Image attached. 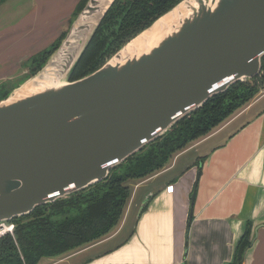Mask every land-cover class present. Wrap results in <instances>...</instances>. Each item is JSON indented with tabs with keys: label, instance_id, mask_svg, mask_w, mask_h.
<instances>
[{
	"label": "water",
	"instance_id": "1",
	"mask_svg": "<svg viewBox=\"0 0 264 264\" xmlns=\"http://www.w3.org/2000/svg\"><path fill=\"white\" fill-rule=\"evenodd\" d=\"M113 1L87 0L43 66L27 67L0 100V222L104 180L209 98L261 73L264 0H180L70 80Z\"/></svg>",
	"mask_w": 264,
	"mask_h": 264
},
{
	"label": "crops",
	"instance_id": "2",
	"mask_svg": "<svg viewBox=\"0 0 264 264\" xmlns=\"http://www.w3.org/2000/svg\"><path fill=\"white\" fill-rule=\"evenodd\" d=\"M80 1L0 3V83L26 75L23 65L58 38ZM130 188L111 233L38 264H231L247 223L244 264H264V90Z\"/></svg>",
	"mask_w": 264,
	"mask_h": 264
},
{
	"label": "trees",
	"instance_id": "3",
	"mask_svg": "<svg viewBox=\"0 0 264 264\" xmlns=\"http://www.w3.org/2000/svg\"><path fill=\"white\" fill-rule=\"evenodd\" d=\"M86 1L81 0L76 5L74 17ZM179 1L114 0L69 79H78L97 69ZM66 31L48 49L29 59L31 73L43 66ZM261 64L259 76L235 82L225 92L209 98L163 135L112 168L104 180L10 220L14 224L13 233L0 237V264H38L43 258L63 256L111 233L123 217L131 196V182H140L161 171L175 154L211 133L264 90V56ZM8 93L4 87L0 89V100ZM71 209L75 210L74 215L59 221L55 219ZM251 244V224L247 223L235 245L231 264H244L246 250Z\"/></svg>",
	"mask_w": 264,
	"mask_h": 264
},
{
	"label": "rangeland",
	"instance_id": "4",
	"mask_svg": "<svg viewBox=\"0 0 264 264\" xmlns=\"http://www.w3.org/2000/svg\"><path fill=\"white\" fill-rule=\"evenodd\" d=\"M74 13V12H73ZM71 14V15H69V17L67 18V23H66V26H65V29H64V31H66L67 29H68V27H69V25H70V22H72L73 21V19H74V14ZM23 66H25V67H28L29 69H30V61L28 60ZM26 77V75L25 76H20V77H17L16 79H14L13 81H6V83H5V81H2V85L0 86V89H3V87L5 88V89H7V90H9V89H11L12 88V86H14V85H17L21 80H23L24 78ZM5 84V85H4ZM170 162H171V160H170ZM172 171L173 170H171L170 171V173H172ZM169 173V174H170ZM169 174H164V176H161V177H159V178H157V179H155V180H152L151 182L152 183H156L157 181H160L161 179H163V178H165L167 175H169ZM173 178V177H172ZM150 182V183H151ZM135 183V181L134 182H131L130 183V185H133ZM137 183V182H136ZM149 183V185H151ZM141 190H139V192H140ZM75 214V210L74 209H71V210H69L68 212H66L65 214H62V215H57V216H55V219L56 220H62L63 218H65V217H70V216H72V215H74ZM46 259L47 258H45V259H43L44 261H46ZM42 260V259H41Z\"/></svg>",
	"mask_w": 264,
	"mask_h": 264
},
{
	"label": "built area",
	"instance_id": "5",
	"mask_svg": "<svg viewBox=\"0 0 264 264\" xmlns=\"http://www.w3.org/2000/svg\"><path fill=\"white\" fill-rule=\"evenodd\" d=\"M14 229V224L11 221H1L0 222V237L9 233L12 234Z\"/></svg>",
	"mask_w": 264,
	"mask_h": 264
},
{
	"label": "bare ground",
	"instance_id": "6",
	"mask_svg": "<svg viewBox=\"0 0 264 264\" xmlns=\"http://www.w3.org/2000/svg\"><path fill=\"white\" fill-rule=\"evenodd\" d=\"M111 0H102L103 5H107ZM33 80H28L26 83H24L17 91L18 92H24L25 90L31 88L33 86Z\"/></svg>",
	"mask_w": 264,
	"mask_h": 264
},
{
	"label": "flooded vegetation",
	"instance_id": "7",
	"mask_svg": "<svg viewBox=\"0 0 264 264\" xmlns=\"http://www.w3.org/2000/svg\"><path fill=\"white\" fill-rule=\"evenodd\" d=\"M50 46H51V45H50ZM50 46H48L47 48H45V49H43V50L48 49ZM43 50H41V51H43ZM41 51H39V52H41ZM39 52H37V53H39ZM37 53H36V54H37ZM33 56H34V55H33ZM33 56H32V57H33ZM0 85H1V83H0Z\"/></svg>",
	"mask_w": 264,
	"mask_h": 264
}]
</instances>
